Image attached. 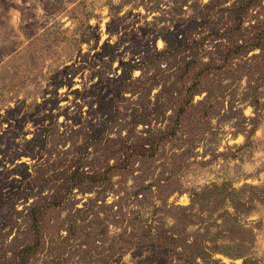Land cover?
<instances>
[{"label": "rangeland", "instance_id": "374dc122", "mask_svg": "<svg viewBox=\"0 0 264 264\" xmlns=\"http://www.w3.org/2000/svg\"><path fill=\"white\" fill-rule=\"evenodd\" d=\"M264 264V0H0V264Z\"/></svg>", "mask_w": 264, "mask_h": 264}, {"label": "trees", "instance_id": "16d2710c", "mask_svg": "<svg viewBox=\"0 0 264 264\" xmlns=\"http://www.w3.org/2000/svg\"><path fill=\"white\" fill-rule=\"evenodd\" d=\"M202 260H203V263H204V264H218L217 262H214V261L212 260V258L207 259V258H204V257H203ZM244 264H250V261L245 260V261H244Z\"/></svg>", "mask_w": 264, "mask_h": 264}]
</instances>
